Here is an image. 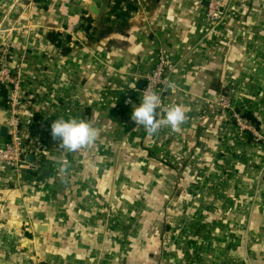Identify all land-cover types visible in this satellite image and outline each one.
Listing matches in <instances>:
<instances>
[{
	"label": "crops",
	"instance_id": "0c3cea01",
	"mask_svg": "<svg viewBox=\"0 0 264 264\" xmlns=\"http://www.w3.org/2000/svg\"><path fill=\"white\" fill-rule=\"evenodd\" d=\"M0 3L40 151L30 174L0 164V264H264L263 145L208 102L227 94L264 134V0H228L213 30L205 0H128L109 21L110 3L99 21L90 0ZM48 32L69 36L65 53ZM159 46L174 68L156 112L186 119L148 135L131 112ZM59 118L89 122L95 142L67 151Z\"/></svg>",
	"mask_w": 264,
	"mask_h": 264
},
{
	"label": "built area",
	"instance_id": "2783aa9c",
	"mask_svg": "<svg viewBox=\"0 0 264 264\" xmlns=\"http://www.w3.org/2000/svg\"><path fill=\"white\" fill-rule=\"evenodd\" d=\"M227 2L228 0H205L204 17L211 30L220 24L222 9ZM8 53L9 45L7 41H3L0 48V87L5 90L6 139L0 148V164L4 169L20 177L28 165L26 156L33 154L38 162L37 157L40 151L31 131L25 125L26 120H24L26 80L23 64L21 61L9 62ZM173 68L174 64L170 60L169 54L159 46L155 64L144 77L139 100L146 92L155 91L162 101L163 93L171 85L170 75ZM208 102L221 116L231 121L239 131L249 133L254 141L261 143L264 151V134L259 133L255 124L234 107L227 94H220ZM257 179L258 181L264 180V162L259 169Z\"/></svg>",
	"mask_w": 264,
	"mask_h": 264
},
{
	"label": "clouds",
	"instance_id": "9594fccd",
	"mask_svg": "<svg viewBox=\"0 0 264 264\" xmlns=\"http://www.w3.org/2000/svg\"><path fill=\"white\" fill-rule=\"evenodd\" d=\"M160 103L161 99L157 92H146L140 103L132 109L131 120L137 126L142 127L148 135L156 134L161 124L167 125L175 131L186 119L185 111L179 105L169 106L161 118L160 113L156 112ZM50 130L52 139L59 141V145L70 152L93 144L98 136L97 129L89 122L75 118L56 119L51 124ZM66 167L67 165H63L61 171H64Z\"/></svg>",
	"mask_w": 264,
	"mask_h": 264
},
{
	"label": "trees",
	"instance_id": "16d2710c",
	"mask_svg": "<svg viewBox=\"0 0 264 264\" xmlns=\"http://www.w3.org/2000/svg\"><path fill=\"white\" fill-rule=\"evenodd\" d=\"M127 1L128 0H111L110 1V7H109V9L107 11L108 12L107 13V16H105V19L104 20L109 21V18L110 17H108V15H112V16L115 15V16H117L118 15L117 14V11L118 10H121L122 5L124 3H126ZM126 8L127 9H134V6L131 5V3H126ZM95 27H96L95 26V20L90 16V14L87 11H83L82 23L80 24V28L82 29V31L88 37H91V35L94 34ZM109 30H110V28L109 27H106V31H109ZM46 38L51 43H53L56 46L60 47L62 53H65L68 50V46H65V43H68L69 36H64L63 38H61V35L59 33H57V32H48L46 34ZM0 94L3 96V98L5 97V90L3 88L0 89ZM238 111H240V110H238ZM240 112L244 116H246L248 119H250L252 122H254L253 121V118L251 117V115L249 114V112H247V111H240ZM229 122L232 123L231 121H229Z\"/></svg>",
	"mask_w": 264,
	"mask_h": 264
},
{
	"label": "water",
	"instance_id": "95a60500",
	"mask_svg": "<svg viewBox=\"0 0 264 264\" xmlns=\"http://www.w3.org/2000/svg\"><path fill=\"white\" fill-rule=\"evenodd\" d=\"M90 1H91V3L89 5V10L96 16V20L99 21L102 14L107 10V6L111 0H90ZM5 133H6V127H1L0 135L2 137H4ZM4 142H5V140H4ZM1 148H2V146H1ZM26 161L29 165H32L33 162L35 161L34 155L28 154L26 156ZM24 172L27 174H30L31 168L24 169Z\"/></svg>",
	"mask_w": 264,
	"mask_h": 264
},
{
	"label": "rangeland",
	"instance_id": "374dc122",
	"mask_svg": "<svg viewBox=\"0 0 264 264\" xmlns=\"http://www.w3.org/2000/svg\"><path fill=\"white\" fill-rule=\"evenodd\" d=\"M1 4V3H0ZM3 41H7V43L9 44V40L8 39H4L3 37H0V48H1V43L3 42ZM5 43V42H4Z\"/></svg>",
	"mask_w": 264,
	"mask_h": 264
}]
</instances>
